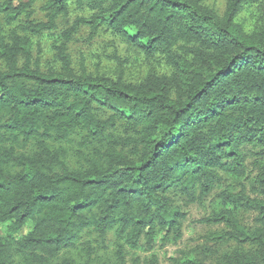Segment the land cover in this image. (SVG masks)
I'll return each instance as SVG.
<instances>
[{
  "label": "trees",
  "instance_id": "16d2710c",
  "mask_svg": "<svg viewBox=\"0 0 264 264\" xmlns=\"http://www.w3.org/2000/svg\"><path fill=\"white\" fill-rule=\"evenodd\" d=\"M36 3L44 22L32 20ZM71 6L88 13L74 27L90 39L106 30L169 74H78L65 43L53 47L60 68L42 69L29 37L54 31ZM0 15L24 35L0 26V264H127V248L178 242L175 198L210 195L242 171L246 148L258 197L241 188L221 199L253 212L255 228L231 212L199 223L222 224L207 240L233 245L214 264H264V0H226L222 13L207 0H0ZM110 238L112 257H99Z\"/></svg>",
  "mask_w": 264,
  "mask_h": 264
},
{
  "label": "rangeland",
  "instance_id": "374dc122",
  "mask_svg": "<svg viewBox=\"0 0 264 264\" xmlns=\"http://www.w3.org/2000/svg\"><path fill=\"white\" fill-rule=\"evenodd\" d=\"M225 3L226 0H207V4L214 7L219 13L224 11ZM41 5V3L34 5L32 20L35 22L45 21L40 8ZM87 15V12L77 11L71 6L67 15L58 19L57 28L54 31L44 33L39 37L30 36L32 61L38 63L44 70L49 67L59 69L61 64L58 51L53 47L65 43V52L70 58L73 70L78 74L84 72L87 75L104 76L112 80L120 77L127 83H139L148 75L166 76L169 74L170 69L164 64L163 60L144 58L133 47L106 30H101L97 37L90 39L87 28L74 27L78 17H86ZM257 17V10L254 7L246 8L241 14V20L247 26L252 25ZM23 23L21 22V24ZM0 26L6 37L10 36L13 31L20 36H24L16 29V25H5L2 15H0ZM73 139L75 142L78 141L77 137H73ZM69 147L73 150L76 149L75 145ZM254 155V150L246 148L245 166L242 171L222 175V181L214 187L207 197L190 203L184 197L178 195L175 198V204L184 213L181 240L174 242L169 239L162 242L161 238H158L149 250L145 247L144 242H141L136 250L127 248V264H130L134 259H139L141 264H146L152 256L157 258L158 264H187L188 261L200 259L205 260L206 264H214V261H212L213 255H221L232 250L233 245L214 246L207 240L210 235L225 231L222 224L206 225L199 222L223 212H231L244 227L251 231L255 228V214L253 212L239 207L227 206L223 204L221 199L222 192L238 193L241 188L245 189L248 197H258L254 185L257 175V171L253 166ZM3 228L0 226V233H2ZM29 230L30 226H26L22 235H25ZM109 240L107 248L102 250L99 257L105 254L110 258L112 257L113 242H111V238ZM89 241L94 251L98 253L100 246L93 242L92 237Z\"/></svg>",
  "mask_w": 264,
  "mask_h": 264
}]
</instances>
